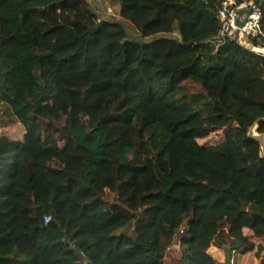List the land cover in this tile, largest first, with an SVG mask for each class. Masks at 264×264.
<instances>
[{
    "label": "trees",
    "instance_id": "obj_1",
    "mask_svg": "<svg viewBox=\"0 0 264 264\" xmlns=\"http://www.w3.org/2000/svg\"><path fill=\"white\" fill-rule=\"evenodd\" d=\"M105 1L140 40L85 0H0L24 131L0 136V264H264V58L214 51L216 0Z\"/></svg>",
    "mask_w": 264,
    "mask_h": 264
},
{
    "label": "built area",
    "instance_id": "obj_2",
    "mask_svg": "<svg viewBox=\"0 0 264 264\" xmlns=\"http://www.w3.org/2000/svg\"><path fill=\"white\" fill-rule=\"evenodd\" d=\"M245 13L248 14L245 15ZM216 17L220 22L219 31L214 39L208 41L214 51L229 42H236L256 56L264 58V33L261 29L262 6L260 2L216 0ZM237 22H243V26L238 28ZM49 222L50 217H44V223Z\"/></svg>",
    "mask_w": 264,
    "mask_h": 264
},
{
    "label": "rangeland",
    "instance_id": "obj_3",
    "mask_svg": "<svg viewBox=\"0 0 264 264\" xmlns=\"http://www.w3.org/2000/svg\"><path fill=\"white\" fill-rule=\"evenodd\" d=\"M89 6L94 10L100 20H110L115 22H120L126 29L130 39L140 40L139 34L137 31L127 22L122 21L117 15V6L108 3L105 0H85ZM110 10V12H108ZM190 93H198L204 95V92L201 88L190 82H185L182 85ZM24 131L20 124L14 119L10 109L0 103V136H7L12 141H20ZM214 250V253H219L223 257L221 250L214 249L211 247L208 250V253L212 255L211 251ZM171 251L177 252L178 248H173Z\"/></svg>",
    "mask_w": 264,
    "mask_h": 264
},
{
    "label": "water",
    "instance_id": "obj_4",
    "mask_svg": "<svg viewBox=\"0 0 264 264\" xmlns=\"http://www.w3.org/2000/svg\"><path fill=\"white\" fill-rule=\"evenodd\" d=\"M248 13H245L247 15ZM236 26L238 28H241L243 26V22H237ZM250 136L253 138L260 147V155L264 159V134H256L254 132V127L250 129ZM223 253V261L222 262H216V264H232V252L229 246H224L222 248Z\"/></svg>",
    "mask_w": 264,
    "mask_h": 264
},
{
    "label": "crops",
    "instance_id": "obj_5",
    "mask_svg": "<svg viewBox=\"0 0 264 264\" xmlns=\"http://www.w3.org/2000/svg\"><path fill=\"white\" fill-rule=\"evenodd\" d=\"M215 249V248H214ZM212 257L217 261V262H222L223 257L219 255V253H214V250L211 251ZM222 252V250H221ZM223 254V253H222ZM232 264H258L257 260L251 259L250 255L246 256H240L238 254H233L232 253Z\"/></svg>",
    "mask_w": 264,
    "mask_h": 264
}]
</instances>
